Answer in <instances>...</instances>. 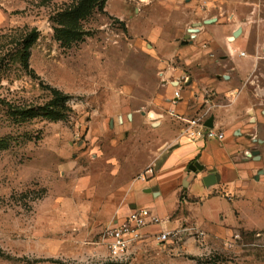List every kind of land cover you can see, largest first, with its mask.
I'll use <instances>...</instances> for the list:
<instances>
[{
    "label": "rangeland",
    "instance_id": "obj_1",
    "mask_svg": "<svg viewBox=\"0 0 264 264\" xmlns=\"http://www.w3.org/2000/svg\"><path fill=\"white\" fill-rule=\"evenodd\" d=\"M74 2L0 0V264H264V230L198 239L184 222L174 229L195 230L156 242L155 233L168 231L172 193L164 206L149 203L162 223L125 260L112 261L104 243L105 229L137 206L132 185L161 148L163 132L152 124L175 131L173 83L192 75L182 57H223L230 44L221 19L233 12L245 18L241 5L264 0H108L83 22L84 37L65 45L54 27ZM210 19L186 41L194 24ZM34 29L39 38L24 69L16 51ZM46 87L69 97L65 120L44 115L52 99ZM29 109L40 114H20ZM188 211L199 217L204 208Z\"/></svg>",
    "mask_w": 264,
    "mask_h": 264
},
{
    "label": "crops",
    "instance_id": "obj_2",
    "mask_svg": "<svg viewBox=\"0 0 264 264\" xmlns=\"http://www.w3.org/2000/svg\"><path fill=\"white\" fill-rule=\"evenodd\" d=\"M239 8L248 16L242 18L241 13L233 12L228 19H221L222 27L218 26L230 44L223 57H182L192 75L190 90L177 112L186 118L213 117L214 128L224 134V139L192 141L186 135L187 125L176 119L175 131H166L163 122L152 124L163 132L161 148L150 155L140 171L153 167L155 175L146 185L137 181L132 188L137 191L136 205L146 208L154 204L153 199L164 206L165 197L172 193L174 207L165 214V230L184 222L205 235L209 232L227 238L236 237L240 229L264 230V84L260 83L264 79L260 70L264 67V6L244 3ZM238 29H242L241 39L231 42ZM210 63L211 69L206 66ZM206 92L211 96L207 100ZM136 122L141 125L143 120ZM253 152H259L258 156ZM191 164L203 170L193 172L188 169ZM214 171L219 182L207 187L203 179ZM196 186L204 190L202 195L196 193ZM152 188H158V196L145 193ZM223 201L228 202L227 208ZM192 204L204 208L201 216H191L188 209Z\"/></svg>",
    "mask_w": 264,
    "mask_h": 264
},
{
    "label": "built area",
    "instance_id": "obj_3",
    "mask_svg": "<svg viewBox=\"0 0 264 264\" xmlns=\"http://www.w3.org/2000/svg\"><path fill=\"white\" fill-rule=\"evenodd\" d=\"M243 56L244 53H241ZM190 79L182 77L174 84L173 97L168 100L170 109L168 114L179 121H182L187 125L186 135L192 141H200L204 139H216L222 141L224 134L217 131L215 128H208L206 126L207 118L202 116L194 118H186L179 113L176 109L179 103L183 100L182 91L183 88L189 86ZM207 100L210 93L204 94ZM155 170L153 167L147 168L138 177V181L141 183H147V181L154 178ZM161 219L155 215V213L146 207L135 206L130 208L128 215L105 229L104 243L109 253V257L112 261H123L128 256L132 246L141 241L143 238L148 237L153 227H158L161 224ZM191 228H179L168 231H159L155 233L156 242L160 244H167L181 240L182 236L187 232H193ZM198 239H201L205 234L201 231H195Z\"/></svg>",
    "mask_w": 264,
    "mask_h": 264
},
{
    "label": "trees",
    "instance_id": "obj_4",
    "mask_svg": "<svg viewBox=\"0 0 264 264\" xmlns=\"http://www.w3.org/2000/svg\"><path fill=\"white\" fill-rule=\"evenodd\" d=\"M108 0H76L73 4L62 10L57 17V26L54 27L55 37L65 45H71L81 40L85 31L83 22L87 21L95 12H104ZM39 33L32 30L19 41L16 57L24 69H29L30 50L37 42ZM52 96L49 105L43 108L44 115L52 121H62L67 117L66 103L69 99L57 89L46 87ZM41 110V109H40ZM23 116L36 117L40 113L32 109L20 113Z\"/></svg>",
    "mask_w": 264,
    "mask_h": 264
},
{
    "label": "water",
    "instance_id": "obj_5",
    "mask_svg": "<svg viewBox=\"0 0 264 264\" xmlns=\"http://www.w3.org/2000/svg\"><path fill=\"white\" fill-rule=\"evenodd\" d=\"M215 22V19H210V20H206L204 21V23H197V24H194L193 28L189 29L188 30V33L190 35L186 36V41H188L189 39H192L194 38L197 33L200 32V28L203 26V25H207V24H212ZM242 34V29H238L237 31H235L233 33V36L230 38V41H234L236 39H238L240 37V35ZM186 41L184 43H186ZM190 83V81H189ZM206 126L208 128H214V118L211 117L207 122H206ZM259 152H253L252 155L253 156H258ZM190 170H192L193 172H196V171H202L203 170V167H201L200 165L198 164H191L190 165ZM219 179L220 177L214 172L208 174L207 176L204 177L203 181H204V184L207 186V187H210L212 185H215L217 182H219ZM145 193H148V194H155V196H158V188H152V189H147L145 191ZM135 206H133L132 208H134Z\"/></svg>",
    "mask_w": 264,
    "mask_h": 264
},
{
    "label": "flooded vegetation",
    "instance_id": "obj_6",
    "mask_svg": "<svg viewBox=\"0 0 264 264\" xmlns=\"http://www.w3.org/2000/svg\"><path fill=\"white\" fill-rule=\"evenodd\" d=\"M188 169H190V165H189Z\"/></svg>",
    "mask_w": 264,
    "mask_h": 264
}]
</instances>
